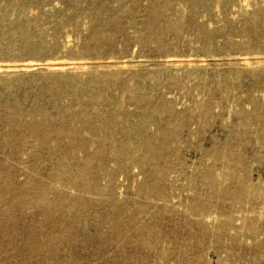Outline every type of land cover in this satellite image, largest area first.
<instances>
[{
	"label": "rangeland",
	"instance_id": "rangeland-1",
	"mask_svg": "<svg viewBox=\"0 0 264 264\" xmlns=\"http://www.w3.org/2000/svg\"><path fill=\"white\" fill-rule=\"evenodd\" d=\"M35 1L0 0V172L18 173L15 188L45 181L72 201L61 203L53 229L31 205L4 217L12 230L0 237V264H44L23 249L30 231L57 239L63 264H156L160 251L168 264H264V0H162L156 11L150 0ZM105 19L117 27L96 35ZM153 27L166 30L155 39ZM90 40H98L92 50ZM124 72L131 79L124 89L89 99L92 79L105 84ZM138 98L155 111L149 118L131 106ZM82 114L97 126L111 118L115 133L85 128L81 141L47 144L24 128L9 136L14 116L23 125L33 119L78 126ZM142 136L155 140L157 152L145 153ZM119 142L126 148L113 152ZM96 147L100 154L80 191L74 168ZM6 206L0 204L1 214ZM62 222L66 233L57 230ZM66 237L71 245L63 247Z\"/></svg>",
	"mask_w": 264,
	"mask_h": 264
},
{
	"label": "bare ground",
	"instance_id": "bare-ground-1",
	"mask_svg": "<svg viewBox=\"0 0 264 264\" xmlns=\"http://www.w3.org/2000/svg\"><path fill=\"white\" fill-rule=\"evenodd\" d=\"M34 2V4H36V5H38V1H35V0H33ZM162 0H150V2H151V7H152V10H154V11H156L157 10V8L159 7V5H160V2H161ZM244 1H246V0H244ZM217 3H219V2H217ZM246 3V2H245ZM243 4V3H242ZM241 4V5H242ZM218 7V6H217ZM244 7V6H243ZM215 9H216V6H215ZM218 9V8H217ZM224 9V8H223ZM247 9V8H246ZM183 11V10H182ZM216 11V10H215ZM218 11H219V9H218ZM246 11V10H245ZM241 14H243V13H241ZM199 17V16H198ZM204 16L202 15V18H203ZM182 18V17H181ZM200 19V18H199ZM189 20H191V19H189ZM240 20H242V19H240ZM214 22H215V20H214ZM199 23V22H198ZM200 23H201V21H200ZM126 24H127V22H126ZM192 24H194V23H192ZM214 24V23H213ZM205 25V24H204ZM209 26V25H208ZM249 26L252 28V30H253V33L255 34V35H259L260 34V28L257 26V25H255L254 23H251V22H249ZM104 27H117L116 25H114L113 24V22L112 21H110V20H107V19H105L101 24H99L98 26H97V29L95 30V33H96V35L97 34H99L103 29H104ZM208 28V27H207ZM210 29V28H209ZM164 30H166V29H162V28H155V27H153L152 29H151V32H150V34H151V38H159V36H161V34H162V32L164 31ZM36 31V30H35ZM65 31V30H64ZM100 31V32H99ZM115 31V30H114ZM117 31H118V29H117ZM27 31L25 30V31H23V34H25ZM114 33H116V32H114ZM117 34H119V33H117ZM116 34V35H117ZM208 38V37H207ZM242 38H243V36H242ZM1 39V38H0ZM67 39V38H66ZM100 39H101V41H102V43H100ZM99 39V42H98V40H90L88 43H87V46H88V48L89 49H93V46H96V44H97V42H98V45H101V44H103L104 42H106V41H108L109 39H110V36L108 35V36H101V38ZM192 39V38H191ZM65 40V39H64ZM68 40V39H67ZM182 40H183V38H182ZM172 40L170 39V42H171ZM243 41V40H242ZM163 42H164V40H163ZM174 42V41H173ZM169 44V43H168ZM178 44V43H177ZM156 46V45H155ZM151 47V46H150ZM178 47V46H177ZM218 48V47H217ZM181 49V48H180ZM199 49V48H198ZM111 51V50H110ZM132 54V53H131ZM141 54V53H140ZM264 56V55H263ZM161 57V56H160ZM220 58V57H219ZM235 58H238V57H235ZM244 58V57H243ZM247 58V57H246ZM207 59H209V58H207ZM214 59V58H213ZM221 59H222V57H221ZM224 59V58H223ZM227 59V58H226ZM241 60V59H240ZM253 60V59H252ZM263 60V59H262ZM261 60V61H262ZM254 61V60H253ZM126 62H127V60H126ZM164 62V61H163ZM57 63V62H56ZM53 64V66L54 67H56V66H58V64L59 63H57V64ZM105 62H103V64H104ZM119 63V62H118ZM118 63H116L117 65H119ZM130 63V62H129ZM149 63V62H148ZM78 64H80V63H78ZM88 64V63H87ZM109 64V63H108ZM111 64V63H110ZM23 65V64H22ZM21 65V66H22ZM25 65V64H24ZM67 65V64H66ZM70 65V64H69ZM83 65V64H82ZM81 65V66H82ZM85 65V64H84ZM90 65V64H89ZM249 65V64H248ZM248 65H246L247 67H248ZM264 65V64H263ZM26 66V65H25ZM52 66V65H51ZM73 66V65H72ZM74 66H76V65H74ZM176 66V65H175ZM244 69H245V67L246 66H244V65H241ZM31 67V66H30ZM33 67V66H32ZM47 67V66H46ZM189 67V66H188ZM25 68V67H24ZM52 68V67H51ZM76 68V67H75ZM263 68H264V66H263ZM55 69H57V68H55ZM72 69H74V67L72 68ZM176 69H178V68H176ZM193 69V68H192ZM51 70V69H50ZM147 70V69H146ZM178 70H181V69H178ZM188 70V69H187ZM186 70V71H187ZM195 70V69H194ZM97 71V70H96ZM120 71V70H119ZM160 71H161V69H160ZM197 71V70H196ZM122 72V71H121ZM151 72V71H150ZM168 72V71H167ZM199 72V71H198ZM205 72V71H204ZM174 73V72H173ZM225 73V72H224ZM243 73V72H242ZM164 74V73H163ZM178 75H179V72L177 73ZM239 74V73H238ZM174 75V74H173ZM248 75V74H247ZM127 76V73L126 72H124V73H116V74H110L109 76H107L106 77V79L104 80V82H105V84L102 82V83H100L99 81H98V79H92L91 81H90V83H89V90H88V95H89V99L92 101V99H94L98 94H103V93H107V92H111L113 89H115V87L118 85L121 89H124V87H126V84H128V82H129V79L130 78H127L126 77ZM194 77V76H193ZM161 79V78H160ZM131 80V79H130ZM164 80V79H163ZM197 83V82H196ZM220 83V82H219ZM181 85V84H180ZM168 86V85H167ZM254 86V85H253ZM256 86V85H255ZM203 87H204V85H203ZM203 87H201V89L203 88ZM249 87V86H248ZM59 88V87H58ZM56 89V91L58 92V90H57V88H55ZM243 90V89H242ZM246 90V89H245ZM248 90V89H247ZM172 91V90H171ZM181 91V90H180ZM203 91H204V89H203ZM205 92V91H204ZM175 93V92H174ZM183 94V93H182ZM119 95V94H118ZM262 97L264 96V91L260 94ZM172 96V95H171ZM170 96V97H171ZM174 96V95H173ZM122 97V96H121ZM158 97V96H157ZM168 98V97H167ZM203 98V97H202ZM207 98V97H206ZM174 99V98H173ZM199 99H200V97H199ZM211 99V98H210ZM121 100H122V98H121ZM120 100V101H121ZM9 101H11V98H10V100ZM167 101V100H166ZM183 101V100H182ZM254 101V100H253ZM157 103V102H156ZM155 103V104H156ZM177 103V102H176ZM8 104V103H7ZM9 104H10V102H9ZM126 105V104H125ZM181 105V104H180ZM225 105V104H224ZM253 105V104H252ZM131 106H135V107H138L139 109H143L144 110V114H143V117H145V118H149L150 116H152L153 114V108H151V107H149V105H148V103H146V102H143V101H141V100H139V98L138 99H132V104H131ZM8 107V106H7ZM12 107V106H11ZM17 107V106H16ZM231 107V106H230ZM14 108V107H13ZM166 108H168V107H166ZM242 109V108H241ZM171 110H172V107H171ZM244 110V109H243ZM200 111V110H199ZM202 111V110H201ZM260 111H262V110H260ZM93 112H94V110H93ZM155 112V111H154ZM167 113V112H166ZM189 113H191V112H189ZM264 113V112H263ZM213 114V113H212ZM253 114V113H252ZM200 118V117H199ZM111 118H108V121H103L102 123H100L98 126L96 125V124H94V121H92V118H90L88 115H86V114H82L81 116H79V125L78 126H75V125H71V124H62V125H59V124H56V125H54V124H51V123H49V122H46L45 120H42L40 123H36L33 119H29L27 122H26V124L25 125H23V124H21L20 123V120H19V118H18V116H14L10 121H8V125L11 127L12 126V130H11V128H10V132H12V134H9V136L11 135V137H12V135H14V136H16V134H17V132H19L18 130H20L21 131V129L22 128H24V130L26 131V132H28L30 135H32V136H34L37 140H39L41 143H45L46 142V144H47V142H49V141H51V142H53V143H56V142H58V140L60 141V140H62V139H64V138H66V139H68L69 141H70V143H74V142H77V141H81V139L83 138L82 136H83V133H84V129L85 128H87V132H89V133H94V132H96L97 130H101V131H103V132H105L107 135H109L110 137H112L113 136V133H115V128L112 126V124H111ZM3 123V122H2ZM183 123V122H182ZM237 124V123H236ZM137 125V124H136ZM202 125V124H201ZM1 127V126H0ZM261 127H262V125H261ZM1 129H3V127H1ZM151 129V128H150ZM120 133L119 134H121L122 136H123V138H129V136H130V132L127 130V129H123L122 127H120L119 128V130H118ZM2 131H0V136H1V134L3 135L4 133H1ZM134 132V131H133ZM140 132H142V131H140ZM151 132V131H150ZM21 132H19V134H20ZM23 133V132H22ZM135 133V132H134ZM255 134V133H254ZM13 136V137H14ZM18 136V135H17ZM16 136V137H17ZM29 137V136H28ZM85 137V136H84ZM143 137V140H142V142H143V145L145 146V153H154V152H157V151H155L153 148H152V145L155 143V140L151 137V136H142ZM1 138V137H0ZM7 138V137H6ZM19 138H20V136H19ZM25 138H27V137H25ZM141 138V137H140ZM14 139H15V137H14ZM138 139V138H137ZM8 140V139H7ZM16 140H18V138L17 139H15V141ZM84 140V139H83ZM11 141V140H10ZM68 141V142H69ZM138 141V140H137ZM11 142H13V139H12V141ZM26 142V141H25ZM140 142V141H139ZM7 143V142H6ZM16 143V142H15ZM28 144V143H27ZM130 144V143H129ZM1 145V144H0ZM12 145H13V143H12ZM137 145V144H136ZM16 146V145H15ZM2 147V146H1ZM10 147V146H9ZM18 147V146H17ZM23 146H21V148H22ZM68 147H70L69 145H68ZM43 148H44V146H43ZM65 148H67V147H65ZM125 149L126 147H125V144L124 143H122V142H119V143H113V145H112V150H113V152H116L118 149ZM129 148V147H128ZM161 148V147H160ZM1 149V148H0ZM6 149V148H5ZM13 149V148H12ZM45 149H46V147H45ZM44 149V150H45ZM68 149H70V148H68ZM17 150V149H16ZM19 150V149H18ZM73 150V149H72ZM162 151H164L163 149H161ZM5 151V150H4ZM6 152V151H5ZM86 154V156H85V161L83 162V165L81 166V167H79V166H77V167H75L74 168V175H76L78 178H80V184H79V186H78V189L80 190V191H85L86 190V178H87V169H88V167L92 164V162H93V158H94V156H96V155H99L100 154V149H99V147L97 148H95V150H93L92 151V154H88L87 153V151H84ZM22 153H23V151H22ZM41 153V152H40ZM44 153V152H43ZM159 153V152H158ZM45 154V153H44ZM8 155V154H7ZM10 155H12V154H10ZM26 155V154H25ZM157 155V154H156ZM9 156V155H8ZM145 156H147V154L145 155ZM11 158L13 159L14 157H12L11 156ZM35 158V157H34ZM6 159H7V157H6ZM14 159H16V158H14ZM29 159H31V158H29ZM46 159H47V157H46ZM7 160H9V158L7 159ZM18 160V159H17ZM33 160V159H32ZM38 160V159H37ZM59 160V159H58ZM141 160V159H140ZM157 160V159H156ZM3 161V160H2ZM34 161V163H35V161L36 160H33ZM126 161V160H125ZM153 161V160H152ZM27 162V161H26ZM25 162V163H26ZM32 162V161H31ZM154 162V161H153ZM0 163H2L1 162V159H0ZM7 163H9V162H7ZM20 163V162H19ZM105 163H106V161H105ZM155 163V162H154ZM21 164V163H20ZM20 164H17V165H20ZM10 165H11V163H10ZM106 165V164H105ZM1 166H2V164H1ZM32 167H33V165H31ZM8 167V166H7ZM163 167V166H162ZM163 168H165V167H163ZM2 168H0V170H1ZM17 169V168H16ZM16 169H14V170H16ZM20 169V168H19ZM43 169V168H42ZM131 169V168H130ZM134 169V168H133ZM3 170V169H2ZM5 170H7L6 169V167H5ZM5 170L4 171H1L0 173V176H1V179H0V204H5V206H6V204H7V206H6V209H7V212H5V213H3V214H1L0 213V237L2 236V235H4L5 233H8V232H10L11 230H12V228L11 227H8V225L6 226V225H3V223H1V221H2V219H4V217L6 218V217H11V216H9V215H12L11 214V212H15V210L17 209H21V208H24V207H27L28 205H31V206H33L35 209H37L38 210V214H39V216L40 217H42V219H43V222L45 223V224H48L49 225V228H55V225H56V222H54L53 221V219L55 218V217H57V216H61V203L62 202H69V201H72L71 200V198H69V195H67V194H61L60 195V193H56L55 191H53L52 189H49L48 187H47V183L45 184L44 182H40V181H38V180H35L34 179V181H32L31 182V184L30 185H25L24 183L22 184L21 183V185H19V186H16L17 188H15L13 185H12V182H11V179H12V177H15V175L16 174H14L15 172H13V171H11V172H13V174H9V173H6L5 172ZM48 170V169H47ZM124 170V169H123ZM132 170V169H131ZM150 170V169H149ZM32 171V170H31ZM130 171V170H129ZM134 171V170H133ZM8 172V171H7ZM21 172H23L22 170H21ZM107 172V171H106ZM122 172H124V171H122ZM17 173V172H16ZM101 173H102V170H101ZM125 173V172H124ZM136 173V172H135ZM18 174V173H17ZM32 174H33V172H32ZM103 174V173H102ZM101 174V175H102ZM122 174V173H121ZM128 174V173H127ZM23 175V174H22ZM27 175H28V173H27ZM26 175V176H27ZM30 175V174H29ZM18 176V175H17ZM33 176V175H32ZM121 176H123V175H121ZM125 176V175H124ZM129 176V175H128ZM127 176V177H128ZM131 176V175H130ZM34 177V176H33ZM40 177V176H39ZM43 177V176H42ZM18 178V177H17ZM34 178H37V177H34ZM44 178H45V176H44ZM124 178V177H123ZM129 178V177H128ZM22 179H24V178H22ZM25 180V179H24ZM28 180V179H27ZM71 181H69V183H70V185H73V180L72 179H70ZM122 180V179H121ZM129 180V179H128ZM150 180V179H149ZM15 181V180H14ZM16 182V181H15ZM19 182V181H18ZM64 183V182H63ZM168 183V182H167ZM18 184H20V183H18ZM101 184V183H100ZM249 184V183H248ZM64 186H66V185H64ZM259 186H260V184H259ZM224 187V186H223ZM116 188V187H115ZM168 188V187H167ZM259 188H261V186L259 187ZM237 189H239L238 187H237ZM61 190V189H60ZM255 190V189H254ZM262 190H263V188H262ZM261 190V191H262ZM64 191V190H63ZM149 191V190H148ZM256 191V190H255ZM69 193H71V192H69ZM170 193V192H169ZM168 193V194H169ZM217 193H219V192H217ZM256 193H257V191H256ZM262 193H263V191H262ZM49 194H52L53 196H54V199H52V200H48V199H46L47 198V196L49 195ZM58 194V195H57ZM213 194H215V193H213ZM57 196V197H56ZM171 196V195H170ZM221 196H223V195H221ZM225 196V195H224ZM82 197V196H81ZM258 197H259V194H258ZM87 198V197H86ZM90 198V197H89ZM91 199V198H90ZM215 199H217V198H215ZM169 201H170V198H169ZM178 201V200H177ZM74 202V201H73ZM72 202V203H73ZM162 202V201H161ZM256 202V201H255ZM247 203V202H246ZM260 203H262L261 201L259 202V204ZM150 204V203H149ZM172 204H173V202H172ZM83 205H84V203H83ZM91 205V204H90ZM234 205V204H233ZM253 205H254V203H253ZM2 207H4L3 205H1ZM69 206V205H68ZM138 206H140V203L138 204ZM153 206V205H152ZM235 206V205H234ZM255 206H256V204H255ZM2 207L0 208V209H2ZM165 207H168L167 205H165ZM185 207V206H184ZM204 207H206V206H204ZM243 207H244V205H243ZM249 207V206H248ZM96 208V207H95ZM136 208V207H135ZM140 208V207H139ZM160 208V207H159ZM169 208V207H168ZM171 208V207H170ZM254 208V211L256 210L255 208L256 207H253ZM258 208V207H257ZM151 209V208H150ZM16 210V211H17ZM36 210V211H37ZM139 210V209H138ZM245 210V209H244ZM35 211V212H36ZM154 211V210H153ZM174 211V210H173ZM211 211V210H210ZM262 211V210H261ZM264 211V210H263ZM262 211V212H263ZM18 212V211H17ZM17 212H16V214H17ZM246 212V211H245ZM20 213H21V210H20ZM180 213V212H179ZM234 213V212H233ZM15 213H14V215H16ZM37 213H35V215H36ZM21 215V214H20ZM126 215V214H125ZM180 215V214H179ZM260 215V214H259ZM258 215V216H259ZM17 216V215H16ZM16 216L14 217V219H17L16 218ZM33 216V215H32ZM36 216H38V215H36ZM149 216V215H148ZM202 216V215H201ZM262 215H260V217H261ZM12 217V218H13ZM19 217H21V216H19ZM118 217V216H117ZM255 217V216H254ZM143 218V217H142ZM156 218V217H155ZM31 219H32V217H31ZM35 218H33V220H34ZM37 219V218H36ZM41 219V218H40ZM140 219V218H139ZM144 219V218H143ZM201 219V218H200ZM247 219V218H246ZM245 219V220H246ZM251 219H254V218H251ZM20 220V219H19ZM22 220V219H21ZM76 220V219H75ZM114 220H116V218L114 219ZM248 220V219H247ZM36 222H37V220H35ZM254 221V220H253ZM20 222H22V221H20ZM41 222V221H40ZM143 222V220L141 221V223ZM138 223H139V221H138ZM211 223V222H210ZM81 224V223H80ZM192 224V223H191ZM247 224H248V222H247ZM24 225V224H23ZM22 224L20 225V226H23ZM77 225V221L75 222V226ZM114 225V224H113ZM140 225V224H139ZM245 225V224H244ZM34 226V225H33ZM68 224H66V223H64V222H62V223H60V227H57L58 229L57 230H61V232H65L66 233V231L68 230ZM121 226V225H120ZM119 226V227H120ZM158 226V225H157ZM192 226H194L193 224H192ZM235 226V225H234ZM253 226V225H252ZM16 227V226H15ZM18 227H19V225H18ZM25 227V226H24ZM251 227V226H250ZM20 228V227H19ZM121 229H122V227H120ZM120 228H119V230H120ZM158 228V227H157ZM236 228V227H235ZM15 229V228H14ZM81 229V228H80ZM225 229V228H224ZM243 229V228H242ZM16 230V229H15ZM34 230V229H33ZM116 230V229H115ZM153 230V229H152ZM246 230H248V228L246 229ZM227 231V230H226ZM245 231V230H244ZM21 232V231H20ZM47 231H45V233H46ZM45 233L43 232V233H40V234H35V232H32V231H30V232H28L27 233V235L25 236V238L23 239V237H22V239H23V242H22V246H23V249H25V251H26V253H27V255H29V256H33L34 258H39L41 261H42V263H44V264H63V261L62 260H59L58 259V257H57V248H58V245H57V242H58V240L57 239H47L48 237H47V235H45ZM53 233V232H52ZM68 233V232H67ZM121 233V232H120ZM215 233V232H214ZM21 234V233H20ZM25 234V233H24ZM24 234H22V236L24 235ZM156 234H157V232H156ZM216 234V233H215ZM223 234V233H222ZM226 234H228V233H226ZM232 234V233H231ZM252 234H254V233H252ZM114 235H115V233H114ZM225 235V234H224ZM230 235V234H229ZM229 235H228V237H229ZM52 236V235H51ZM55 236V235H54ZM158 236V235H157ZM233 236V235H232ZM71 237V236H70ZM112 237V236H111ZM115 237V236H114ZM159 237V236H158ZM162 237V236H161ZM206 237V236H205ZM225 237H226V235H225ZM252 237H255V235H252ZM164 238V237H163ZM181 238V237H180ZM227 238V237H226ZM47 239V240H46ZM230 240H231V238H229ZM253 239H255V238H253ZM111 240V239H110ZM226 240V239H225ZM233 240H236V239H233ZM232 240V241H233ZM239 240H241V239H239ZM238 240V241H239ZM40 241H45L44 243H40ZM227 241H229V240H227ZM70 242H71V240L69 239V237L67 238H65V239H63V241H62V246L63 247H68L69 245H71L70 244ZM123 242V240L121 241V243ZM225 242V241H224ZM231 242V241H230ZM240 242V245H241V241H239ZM243 242V241H242ZM252 242V241H251ZM101 243V242H100ZM103 243V242H102ZM108 243V242H107ZM119 244V245H121L122 246V244ZM162 243V242H161ZM244 243V242H243ZM245 243H247L246 241H245ZM126 244V243H125ZM128 244V243H127ZM154 245L153 246H156L157 244H158V242H156L155 240H154V243H153ZM116 244H114V246H115ZM238 244H237V242H236V246H237ZM246 245V244H245ZM113 246V247H114ZM118 246V245H117ZM125 245L123 244V246L122 247H124ZM128 246V245H127ZM162 246V245H161ZM3 248H5V246H2ZM107 247H108V245H107ZM149 247V246H148ZM157 247V246H156ZM238 247H240V246H238ZM242 247H243V245H242ZM8 248V247H7ZM120 248V247H119ZM128 248H130V246L128 247ZM133 248V247H132ZM161 248H163V246L161 247ZM161 248H160V250H161ZM131 249V248H130ZM251 249H252V247H251ZM132 250V249H131ZM254 250H255V248H254ZM8 251V250H7ZM134 253V252H133ZM160 254H159V256L157 257V259H156V264H168L167 262H166V259H165V255L163 254V252L162 251H160L159 252ZM166 253V252H165ZM8 254H10V253H8ZM137 254H139V253H137ZM257 254V253H256ZM120 255V254H119ZM133 255V254H132ZM145 255V254H144ZM151 255H154L153 253H151ZM201 255V254H200ZM63 256V255H62ZM66 256H67V254H66ZM124 258H125V256L124 255H122ZM171 256V255H170ZM254 257V256H253ZM132 258V257H131ZM202 258V257H201ZM169 259V258H168ZM132 261V260H131ZM222 262V261H221ZM152 263V262H151ZM28 264V263H27Z\"/></svg>",
	"mask_w": 264,
	"mask_h": 264
}]
</instances>
